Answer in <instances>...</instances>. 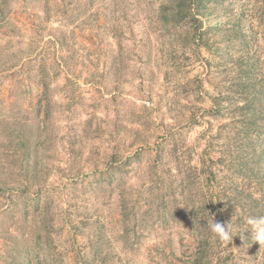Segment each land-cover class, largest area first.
Listing matches in <instances>:
<instances>
[{"label": "rangeland", "instance_id": "1", "mask_svg": "<svg viewBox=\"0 0 264 264\" xmlns=\"http://www.w3.org/2000/svg\"><path fill=\"white\" fill-rule=\"evenodd\" d=\"M163 1L0 0V264H199L200 231L208 264L229 253L209 229L225 207L199 210L224 182L256 192L227 169L230 144L206 179V149L240 129L212 111L226 67L164 29ZM158 145V171L188 183L167 208ZM245 251L237 264H264L259 242Z\"/></svg>", "mask_w": 264, "mask_h": 264}, {"label": "trees", "instance_id": "2", "mask_svg": "<svg viewBox=\"0 0 264 264\" xmlns=\"http://www.w3.org/2000/svg\"><path fill=\"white\" fill-rule=\"evenodd\" d=\"M261 1L259 18L255 16L257 9L254 10L253 5L249 4L252 0H164L158 10L159 21L164 29H184L186 42L191 43L197 51L204 50L212 56L208 59L210 69L215 71V67L219 71L226 67V74L223 75L227 77L228 88L225 93L230 99L224 105L223 101L214 97L215 110L212 111L239 122L240 129L231 143L225 145L224 141L223 145L218 144L220 148L217 152L212 148L211 153H216V158L206 149V155L203 156V164L208 168L206 179H215L212 168L218 165V160L223 165L222 169L226 168L227 152L223 149L231 146L232 149L228 151L232 162L227 169H232L234 174L254 184L256 192L242 190L234 182L230 185L224 182L219 192L215 196L211 195L208 203L204 204L207 206H200L199 210L205 216L210 206L215 209L225 207L224 220L228 217L227 222L236 225L240 232L247 228L249 216H264V51L260 46L264 30L258 34L257 26L253 25L256 23L264 28V0ZM234 70L236 75L232 74ZM206 144L208 147L209 144ZM155 147V179L160 183V204L167 208L171 191L185 189L188 183L183 179L178 183L175 170L174 175L171 169L158 171L157 168L162 165V153L159 145ZM173 159L176 161L175 157ZM111 168L110 165L105 173L111 174ZM237 207H240L241 213L235 214ZM200 235L201 244L195 253L196 261L208 264L216 250L207 233L200 231ZM244 236L245 239H241L240 235L234 237V245L232 240L228 246L229 253L224 254L223 258L219 256L220 264H237L238 260L244 259L246 243L251 245L252 241L249 228L245 230Z\"/></svg>", "mask_w": 264, "mask_h": 264}, {"label": "clouds", "instance_id": "3", "mask_svg": "<svg viewBox=\"0 0 264 264\" xmlns=\"http://www.w3.org/2000/svg\"><path fill=\"white\" fill-rule=\"evenodd\" d=\"M248 228L251 229V240L259 242L260 247H264V216H249L246 220ZM246 228V229H248ZM210 231L219 239L224 246H229L233 237L240 235L245 239L244 231H237V226L231 222H217L212 220L209 224Z\"/></svg>", "mask_w": 264, "mask_h": 264}]
</instances>
